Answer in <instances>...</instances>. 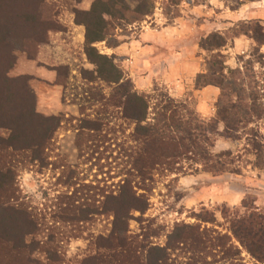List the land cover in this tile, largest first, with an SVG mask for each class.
<instances>
[{"label":"trees","instance_id":"16d2710c","mask_svg":"<svg viewBox=\"0 0 264 264\" xmlns=\"http://www.w3.org/2000/svg\"><path fill=\"white\" fill-rule=\"evenodd\" d=\"M154 1L138 0L131 7L126 0H93L88 9L76 10L75 23L85 28V54L95 65L92 79L111 86L108 94L92 99L103 103L104 112L117 109L120 118L130 122L131 144L127 148L119 144L124 151L121 179L112 190L100 192L96 191L98 186L84 184L71 193L64 192L57 207L44 211L29 203L19 175L28 165L41 170L51 163L47 159L55 149V136L64 116L40 113L26 77L13 78L8 74L16 62L10 40L13 29L21 30L16 35L25 42L28 39L37 45L47 42L40 11H36L43 0H27L26 7L21 0H0V264H168L175 250L182 246L195 254L190 264H211L201 254L206 250L224 252L220 259L224 264H252L243 262L242 249L252 256L255 264H264V211L245 201L243 214L229 215L228 209L223 211L230 223L226 233L182 223L168 235L167 244L160 246L151 244L148 234L140 237L130 230L134 213L143 215L150 206L155 174L184 172V163L189 161L191 167L198 169L199 165L215 174L236 172L224 157L231 152H213L215 136L239 138L240 128L264 115L258 109L255 92L236 96L221 93L222 106L219 105L215 118L207 120L186 101H179L168 92L160 91L154 96L137 91L113 55L102 53L96 43L108 37L111 20L141 21L152 13ZM247 26L263 35L261 43L264 44L261 22L250 20ZM212 36L219 38L215 46L202 44L209 51L225 44L220 33ZM218 69L211 66L206 72H199L196 87L211 84L222 87L225 78ZM216 73L220 76H215ZM220 121L224 122L223 133L219 131ZM243 122L246 124L240 127ZM107 126L105 118L81 119L77 127L81 153L85 135L87 141L97 137L108 139L107 134L112 131ZM253 134L259 138L258 133ZM252 145L256 156L264 159L263 143L253 139ZM74 171L70 167L64 185L70 187L77 183L73 181ZM99 193L102 200L96 198ZM96 214L112 217L111 227L105 232L85 235ZM197 219L211 224L216 221L210 213L203 217L197 215ZM80 237L89 240V252L83 258L72 259L64 249L65 241Z\"/></svg>","mask_w":264,"mask_h":264},{"label":"rangeland","instance_id":"374dc122","mask_svg":"<svg viewBox=\"0 0 264 264\" xmlns=\"http://www.w3.org/2000/svg\"><path fill=\"white\" fill-rule=\"evenodd\" d=\"M21 1L26 7L27 0ZM91 1L43 0L41 5H37L43 30L47 32L45 43L37 45L33 39L25 42L16 35L20 29H13L10 33L16 62L9 70V76L26 77L27 87L34 94L40 113L64 116L55 136V149L49 152L47 159L51 163L41 170L38 166L28 165L19 175L21 189L29 203L44 211L57 207L64 192L71 193L84 184L98 186L96 191L100 192L112 190L121 179L122 146L127 148L131 144L129 135L133 126L130 122L121 119L117 109L104 112L103 103L92 99L93 96L98 98L101 94H108L111 86L92 79L95 65L84 51L85 28L75 23L76 10L88 9ZM126 1L131 7L138 3V0ZM250 20L261 22L264 31V0H155L152 13L141 21L111 20L108 37L96 46L102 53L113 55L115 62L133 80L137 91L154 96L160 91L168 92L179 101H186L207 120L216 117L219 105L222 106L219 96L223 92L234 96L255 92L258 109L264 113L263 35L249 30L247 22ZM172 27H178L182 33L177 43L185 48V55L181 59L182 66L178 67L180 74L170 82L165 68L153 66L155 64L141 66L137 61L140 55L136 60L132 56L136 49L131 51L130 42L138 40L146 28L168 36L166 30ZM213 33H220L225 44L209 51L202 44L215 46L219 38L213 37ZM193 55L199 69L194 67ZM211 66L219 68L218 72L223 71L225 83L222 87L211 84L197 88V74L206 72ZM209 86L212 90L204 89ZM82 118H105L112 131L106 140L97 137L87 141L85 135L82 141L80 139L83 153L78 147L77 129ZM245 124L239 125L243 127ZM218 126L223 133L224 122L220 121ZM237 133L239 138L217 134L213 146L215 153L231 152L224 157L236 172L215 174L199 165L198 169L191 167L189 161L184 163V172L155 174L150 206L143 215L134 213L130 221L131 232L140 237L148 234L151 244L165 246L168 235L177 224H199L201 229L216 228L226 233L230 223L224 217L225 209L229 210V215L243 214L245 201L249 206L255 204L264 211V159L256 156L252 145L253 139L264 145V115ZM253 133H258L259 138ZM70 167L75 170L73 181L77 183L68 187L63 181ZM93 191L95 193L92 190L91 194ZM96 198L102 200L101 194ZM208 213L215 215L214 225L197 219V215L203 217ZM111 219L108 215L96 214L84 234L107 231L111 227ZM64 249L72 259L83 258L89 252V240L80 237L65 241ZM201 254L211 264L225 263L220 260L224 252L206 250ZM194 255L182 246L175 250L168 264H190ZM241 256L243 262L255 264L245 249H242Z\"/></svg>","mask_w":264,"mask_h":264},{"label":"crops","instance_id":"0c3cea01","mask_svg":"<svg viewBox=\"0 0 264 264\" xmlns=\"http://www.w3.org/2000/svg\"><path fill=\"white\" fill-rule=\"evenodd\" d=\"M91 3L92 1L88 7L91 5ZM166 33L168 36H166L164 32H150V30L146 28L142 31L140 38L138 40L131 41L130 45L131 51L136 49L132 54V56L135 57V60L137 59L136 57L140 55L141 58H139V60L137 59V61H139L141 66L146 67L148 64H155L153 66L163 67L166 70L168 77L167 80L173 82V77L180 74L178 67L182 66L181 59H183L185 55V48L180 47L179 43H177L182 35L178 27L167 29ZM161 49L163 51H161ZM193 58L195 59L194 67H198L199 69L198 61L194 55ZM204 89L209 90L211 87H205ZM213 93L216 94V90H213Z\"/></svg>","mask_w":264,"mask_h":264}]
</instances>
